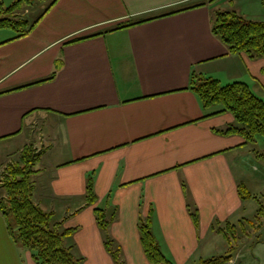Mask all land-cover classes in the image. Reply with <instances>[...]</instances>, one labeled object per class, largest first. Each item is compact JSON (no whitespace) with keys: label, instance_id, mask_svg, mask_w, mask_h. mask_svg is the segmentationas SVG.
<instances>
[{"label":"crops","instance_id":"1","mask_svg":"<svg viewBox=\"0 0 264 264\" xmlns=\"http://www.w3.org/2000/svg\"><path fill=\"white\" fill-rule=\"evenodd\" d=\"M218 10L264 21L262 0H56L28 35L3 33L0 202L7 197L3 172L33 144L44 149L32 175L34 200L54 222L77 229L70 242L83 264H115L96 206L117 207L109 231L126 264H153L138 228L151 207L154 233L178 264L213 256L218 243L225 253L227 241L213 225L246 218L252 199H242L238 185L255 194L264 184V135L246 143L217 133L236 118L228 111L205 117L215 109H204L190 78L195 72L224 84L244 81L264 99V57L229 52L213 32ZM94 170L98 202L87 205ZM183 181L199 208V230ZM218 236L224 239L217 243ZM259 246L264 240L252 249ZM253 255L246 252L240 264L261 261L260 252ZM0 264H37L10 235L1 209Z\"/></svg>","mask_w":264,"mask_h":264},{"label":"trees","instance_id":"2","mask_svg":"<svg viewBox=\"0 0 264 264\" xmlns=\"http://www.w3.org/2000/svg\"><path fill=\"white\" fill-rule=\"evenodd\" d=\"M55 2L56 0L36 20L30 22L20 14V11L25 5L31 4L32 0H14L10 5H5L4 1L0 0V28L15 30L17 35L13 39L26 36ZM262 2L264 3V0ZM175 12L177 11L171 13ZM150 19L152 18L118 24L105 32L130 27ZM212 26L213 32L228 46L230 53H246L251 58L264 57L263 20L249 19L235 10H218ZM85 38L87 36L76 40ZM190 89L198 95L204 109H215L207 113L205 117L226 111L235 116L236 123L223 129H216L217 133L238 134L246 140V143H253L258 136L264 135V99L255 94L246 82L233 81L224 84L218 78L192 72ZM43 152L44 149L38 150L33 144H28L22 150L21 161L7 166L3 173V186L7 191V197L0 202V209L7 218L8 229L14 241L30 250L37 264H83L84 256L79 254L76 245L70 242L77 229L63 228L62 222H54V213L45 211L34 200L35 183L32 175L36 172L35 163L41 158ZM260 156L264 158V154ZM95 180L96 171L94 170L88 173L87 177L85 195L87 205H95L98 202ZM182 186L188 211L195 228L199 230V208L193 201L185 181ZM238 191L242 199H254L258 202L259 209L255 217L243 218L238 223L216 222L213 229L225 237L228 250L223 254L202 258L195 264H228L235 256L234 250L238 249L240 232L250 234V231H247L248 225L256 230L261 229L264 223V196L261 198L252 193L244 182L239 183ZM94 213L97 224L105 235V247L115 264H126L121 245L109 231L111 224L117 219V207L109 210L96 206ZM153 214L154 209L151 207L148 215L140 216L138 222L144 252L153 264H176L163 251L154 233Z\"/></svg>","mask_w":264,"mask_h":264},{"label":"rangeland","instance_id":"3","mask_svg":"<svg viewBox=\"0 0 264 264\" xmlns=\"http://www.w3.org/2000/svg\"><path fill=\"white\" fill-rule=\"evenodd\" d=\"M53 1L54 0H32L31 4L25 5V7L22 9V11H20V14H22L23 17L29 19L30 22H33L34 20H36L44 12V10ZM253 10L255 11V8H253ZM1 29H4V28H1ZM1 29H0V37H1V35L3 33H14L15 32V30L10 29V28H7L8 29L7 32H2ZM254 192H255L256 195H258L259 197L262 198L264 196V184L261 185L260 189L259 188L254 189ZM258 209H259L258 202L256 200H254V199L250 200L248 202V207H247V210L245 212L246 218L255 217ZM11 216L13 217V215H11ZM253 220H255V219H253ZM255 222H257V221H255ZM247 231H250V234L241 233L240 232L239 241L237 242V248L238 249L236 248L237 250H234V253H235L234 255L235 256L233 257L232 261H230L228 264H240L239 258L243 257L246 254V252H248V254L251 256V257L249 256L250 259H252V257L254 256L253 254H257L258 252H260L262 254L261 261H259V262L257 261L256 264H264V246H259L258 249H254V250L252 249L253 246L255 244H257V242L259 240H264V223L261 226V229H259V230H256L253 227H250V225H248L247 226ZM218 239H224V238H219V236H218L217 237V243L219 241ZM252 242H254V243L251 244ZM218 244H217L216 249L212 252V254H214V255L221 254L220 251H218V248L220 246L222 248L223 244H221V245L220 244L218 245ZM224 245H225V243H224ZM225 246H227V245H225ZM227 250H228V248H227ZM256 257H257V255H256ZM199 260L190 261L189 264H195ZM251 263H253V262H251ZM176 264H178V263L176 262ZM243 264H248V263L243 262Z\"/></svg>","mask_w":264,"mask_h":264},{"label":"built area","instance_id":"4","mask_svg":"<svg viewBox=\"0 0 264 264\" xmlns=\"http://www.w3.org/2000/svg\"><path fill=\"white\" fill-rule=\"evenodd\" d=\"M232 261V260H231Z\"/></svg>","mask_w":264,"mask_h":264}]
</instances>
